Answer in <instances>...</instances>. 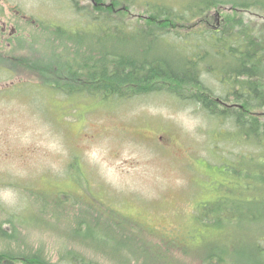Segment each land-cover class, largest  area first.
<instances>
[{"label":"rangeland","instance_id":"374dc122","mask_svg":"<svg viewBox=\"0 0 264 264\" xmlns=\"http://www.w3.org/2000/svg\"><path fill=\"white\" fill-rule=\"evenodd\" d=\"M160 1L183 5L181 0H0V26L6 25L8 34L16 29L14 41L0 46V221L10 234L6 221L11 213L23 220L12 232L16 239L0 237V252L41 251L53 263L67 264L60 259L70 251L97 264H141L127 252L123 262L80 242L86 239L110 255L121 252L111 244L114 222L110 229L84 226L79 241L73 236L76 223L68 221L91 211L103 215L104 222L108 214L119 213L135 225L144 224L151 233L128 230V237L161 245L177 264H200V254L223 247L233 253L234 262L264 264L256 250L257 240L264 239V221L238 220L241 201L248 208L255 205L254 212L264 205L253 201L264 200V184H251L247 190L243 180L221 168L237 167L238 162L247 166V157L256 158L258 151L236 144L230 122H216L189 99L167 92L104 102L43 86L42 71L54 64L48 46L61 49L53 35L58 28L73 32L84 26L94 44L90 35L96 26L84 13L121 9L118 15L138 27L149 19L146 2ZM211 14L219 18L213 21L218 28L226 15L230 22L236 17L231 11ZM243 18L254 20L251 15ZM177 26L172 30L185 34L180 32L185 27ZM44 35L52 40L46 42ZM207 84L223 94L217 78ZM256 112L263 120L264 109ZM60 193L68 194L75 208L64 206L63 197L64 218L41 214L39 209L57 201ZM220 201L231 208L221 215L229 217L230 224L202 225L194 218L197 213L213 219L222 211ZM85 216L92 225L90 214ZM88 235L107 244L96 246ZM165 240L183 246L167 248Z\"/></svg>","mask_w":264,"mask_h":264},{"label":"trees","instance_id":"16d2710c","mask_svg":"<svg viewBox=\"0 0 264 264\" xmlns=\"http://www.w3.org/2000/svg\"><path fill=\"white\" fill-rule=\"evenodd\" d=\"M181 1V6H171L163 1L146 2L144 6L149 19L138 27L118 15L122 12L121 9H116L118 12H114V9H96L95 13H84L87 22L91 20L95 23V33L90 35L94 37L95 45L92 44L93 41L87 40L88 33L86 34L84 26L82 30L79 28L73 32L58 28L53 35L61 42V49L48 46L53 49L51 58L54 64L49 65L52 70L42 71L46 77L43 86L67 96L91 97L104 102L127 101L165 92L177 95L184 101L189 99L216 122H230L234 128L232 135L235 136L238 146L245 144L258 151L256 158L247 157V166L241 162L237 163V167L233 166L236 164H224L221 167L223 173L227 176L233 174L243 180L247 190L251 184L263 185L264 119L262 120L256 111L264 109V0ZM213 10L231 11L236 16L235 20L230 22L226 15L223 24L218 28L213 21L219 18L211 17ZM244 15H251L254 20L245 21ZM176 25L178 28L185 27L179 30L185 34L172 30ZM43 37L46 42L52 40L46 35ZM172 37L176 38V41ZM212 77L217 78L222 85V95L216 94L215 90L208 86L207 81ZM63 197H66L64 203ZM68 201V194L60 193L57 201L44 205L39 211L50 218H54L58 213L64 218L62 203L64 206L71 204L70 207L75 208L73 199L67 203ZM253 201L264 204V200L260 198ZM253 206L255 205L248 208L244 201L240 202V223L264 221V205H258L255 212ZM218 208L222 211L218 215L214 213L216 216L213 219L199 216L197 213L194 218L202 225L216 224L224 227L225 224H230L229 217L221 216L223 211L231 209L230 206L220 201ZM86 213L92 217V225L84 219ZM80 214H77L79 219L77 216L75 221H68L76 223L73 231L75 238L84 226L96 229L106 225V228L110 229L114 222L117 230L113 234L115 237H112L111 244L119 247L121 252H113L110 255L98 247L94 248L86 239L80 241L91 249L115 256L123 262L129 258L127 254L123 255V252H127L130 256L141 259V264H177L175 259L161 250V245L146 242L145 239L135 236L128 237V230L150 232L151 229L144 224L135 225L129 219L120 217L119 213L108 214L106 222L101 214L94 216L91 211ZM22 221L16 212L11 213L10 219L6 221V224L11 226V235L5 232L0 221V237L16 239L12 232L17 231L20 225L18 223ZM30 224V227L36 229L33 222ZM92 236L88 235L87 239L93 240ZM93 237L96 246L99 243L107 244L105 239ZM165 245L167 248L183 246L174 240H165ZM256 250L258 258L264 261V239L257 240ZM68 254L69 256L64 260L61 258L60 262L97 264L89 261L80 252L69 251ZM199 259L200 264H240L234 262L233 253L227 247L200 254ZM0 264L62 262L53 263L41 255V251L32 253L18 250L0 252Z\"/></svg>","mask_w":264,"mask_h":264},{"label":"flooded vegetation","instance_id":"af4514ba","mask_svg":"<svg viewBox=\"0 0 264 264\" xmlns=\"http://www.w3.org/2000/svg\"><path fill=\"white\" fill-rule=\"evenodd\" d=\"M14 32H16L15 28L11 29L10 33L8 34L6 25L0 26V46L3 45L4 43H10V42L12 43L14 41V36L16 34ZM10 44H9V46H10Z\"/></svg>","mask_w":264,"mask_h":264}]
</instances>
